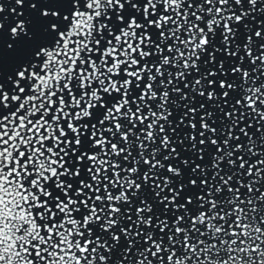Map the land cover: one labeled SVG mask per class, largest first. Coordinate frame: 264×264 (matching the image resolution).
Segmentation results:
<instances>
[{
  "label": "snow or ice",
  "instance_id": "1",
  "mask_svg": "<svg viewBox=\"0 0 264 264\" xmlns=\"http://www.w3.org/2000/svg\"><path fill=\"white\" fill-rule=\"evenodd\" d=\"M0 264H264V0H0Z\"/></svg>",
  "mask_w": 264,
  "mask_h": 264
}]
</instances>
